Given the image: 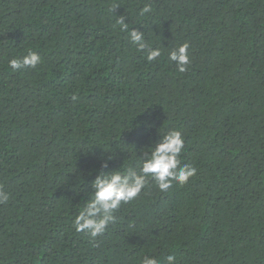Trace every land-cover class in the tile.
<instances>
[{
  "label": "trees",
  "instance_id": "16d2710c",
  "mask_svg": "<svg viewBox=\"0 0 264 264\" xmlns=\"http://www.w3.org/2000/svg\"><path fill=\"white\" fill-rule=\"evenodd\" d=\"M171 129L197 175L149 178L105 234L77 232L102 159L137 168ZM0 189V264H264V0H0Z\"/></svg>",
  "mask_w": 264,
  "mask_h": 264
},
{
  "label": "clouds",
  "instance_id": "9594fccd",
  "mask_svg": "<svg viewBox=\"0 0 264 264\" xmlns=\"http://www.w3.org/2000/svg\"><path fill=\"white\" fill-rule=\"evenodd\" d=\"M152 12V7L145 4L139 11L140 16ZM115 24L121 31L128 33V39L136 46V50L144 52L147 50L146 59L148 62L157 60L162 56L160 48H152L145 41L144 32L134 29L129 30L128 23H125V16H118ZM190 44H183L169 50L167 58L175 62L180 72H185L191 66V59L188 49ZM42 62V57L36 52H28L20 58H12L8 66L13 71L25 68L35 69ZM75 100L76 97L73 96ZM148 127H151L150 125ZM150 152H143L137 168L128 167L124 171L118 169L104 171L113 159L109 156L102 159L100 170L92 181V195L88 199L73 221L77 232H85L92 238L105 234L108 226L116 221V211L123 204H129L135 200L149 182V178L155 182L161 192H166L175 184L185 185L197 175V169L189 164H182L181 157L185 151L183 134L176 129H171L160 135L159 139L149 148ZM91 174V173H90ZM9 196L0 189V204L6 203ZM175 256L168 255L166 264H175ZM140 264H158L156 258L143 256Z\"/></svg>",
  "mask_w": 264,
  "mask_h": 264
}]
</instances>
